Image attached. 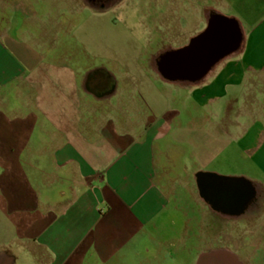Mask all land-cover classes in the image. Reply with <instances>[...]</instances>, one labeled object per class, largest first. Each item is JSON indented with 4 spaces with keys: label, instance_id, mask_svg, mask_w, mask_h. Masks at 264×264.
I'll use <instances>...</instances> for the list:
<instances>
[{
    "label": "crops",
    "instance_id": "obj_1",
    "mask_svg": "<svg viewBox=\"0 0 264 264\" xmlns=\"http://www.w3.org/2000/svg\"><path fill=\"white\" fill-rule=\"evenodd\" d=\"M227 1L247 10L251 24L247 29L238 24V52L210 64H190L199 74L184 78L173 65H129L124 60L98 86L95 80L84 82L75 67L53 55L54 47L40 49L41 38L2 29L4 254L23 245L31 254H41L43 264H229L230 257H247L240 249L248 244L238 236L223 244L189 241L190 227L195 232L202 226L209 232L218 227L219 238L225 239L227 215L210 201H231L226 196L230 185L234 210L242 209L236 203L243 159L264 174V0ZM32 3L0 0V25L23 23ZM8 7L15 14L10 23L3 18ZM204 12L205 25L214 17L225 24L234 17L213 6ZM118 72L124 73L123 85ZM164 85H171V91ZM178 88L187 91L194 111L181 115L173 109L176 102L168 97ZM5 94L10 100L4 103ZM182 170L187 173L180 174ZM203 185L212 195L209 200L200 194ZM251 203L246 214L232 211L250 218ZM21 213L31 214L30 219L12 218ZM176 213L183 217L185 238L165 245L155 241L152 234L171 225V219L164 221ZM240 219L233 223L235 233ZM260 243L251 242L250 248ZM189 244L198 252L192 261H180V249ZM212 249L217 251H202Z\"/></svg>",
    "mask_w": 264,
    "mask_h": 264
},
{
    "label": "rangeland",
    "instance_id": "obj_2",
    "mask_svg": "<svg viewBox=\"0 0 264 264\" xmlns=\"http://www.w3.org/2000/svg\"><path fill=\"white\" fill-rule=\"evenodd\" d=\"M32 1L33 7H31L25 21H22L24 24L1 23L0 33L2 29H5L7 33L12 34L13 30L18 29V33L25 35L29 33L31 35L28 36L30 40L33 37L41 38L45 42H40L42 44L39 46L40 49L43 46L45 48L54 47L53 55L56 54L63 57L60 60L64 63L66 62L69 66L75 67L80 76L85 78L84 82L87 79H89V82L95 80L98 86H103V80L112 76L109 71L115 72L118 64H123L124 60L129 65L144 66L153 63V61L155 64L169 65L171 64L169 55L189 46L192 42L190 41V36L195 35L193 37L199 38L208 32L209 39H211L222 26L205 25L204 9L209 8V6L215 7L224 14L234 16L229 23L224 25L223 20L222 23L224 30L226 29L228 32L235 30L234 35H236L238 40L231 42L228 36L225 44L218 42V48L215 51L219 54V58L236 55L241 45V38H239L240 27H238V24L242 23L244 29L251 25L250 20H248L247 10L243 11L234 6L231 7V3L228 4L229 1L227 0ZM88 3L101 7L92 8ZM103 6L105 9H101L104 8ZM3 18H5V22L7 20L9 23L14 21L15 14L13 15L11 8H6ZM237 28L238 31L236 30ZM209 47L210 45L208 46V51L210 53L213 52V46ZM210 57L213 62L217 60L213 56ZM86 70L91 72L86 74ZM115 75L120 78L123 85L124 73L118 72ZM92 85L90 86L92 87ZM164 86L170 89H165L164 87L165 91H171V85ZM84 87H86L85 83ZM186 92L183 88H178L171 94L172 98H170V95L168 97L171 102H176L175 105L171 106L181 115L194 111L193 104H190V98H186ZM4 98V103L10 100L8 96L6 97V94ZM147 110L149 109L147 108ZM241 164L243 185L237 192L236 209H242L234 210L235 203L232 201L231 193H229L230 185H227L229 189L226 196L231 201H210L211 207L218 210L219 206H221L222 214L227 215L225 219L228 225V232L225 239L219 238V233L216 232L218 227H211L209 232V228L202 226L199 231L195 232L190 227L189 241L192 244L198 240H216L218 241L217 243L223 244L232 241L236 238L235 236H238L240 238L239 241L248 244L246 248L240 249L244 251L247 257L242 259L238 258V256L236 258L230 257L227 262L229 264H264V201L256 202V198L264 200V174L260 169L253 168L244 159ZM180 172V174L187 173L185 170ZM202 189L204 190L203 192L200 191V194L209 200V197H212L210 191L206 189V185H203ZM252 201L255 204L253 205L254 212L251 209L250 213H248H253L250 219L242 215L246 214V207L252 204ZM232 210L235 212L239 211L238 213L241 212L242 214L238 216L242 219L237 222V233H235L236 230H234L233 223L238 218L235 216L238 213H234ZM16 216L13 215L12 218L21 221L30 219L31 214L21 213L19 218H16ZM170 219L173 221L171 225L168 224L167 226L164 224L160 226L161 230L152 234L155 241L164 242V245L171 241L172 238L179 237L180 239L181 237L185 238L187 235L181 233V226L183 225L181 214L176 213L164 222L169 223ZM254 241L261 242L259 247L250 248V243ZM153 242L151 240V243ZM190 244L188 248L180 249V261H192L198 252V250L190 248ZM22 246L15 245L11 251L9 249L4 251L5 254L0 249V264H43L42 261H39L41 254L33 255ZM202 251L216 252L217 249ZM197 261L198 257L196 256L195 262L197 263Z\"/></svg>",
    "mask_w": 264,
    "mask_h": 264
},
{
    "label": "water",
    "instance_id": "obj_3",
    "mask_svg": "<svg viewBox=\"0 0 264 264\" xmlns=\"http://www.w3.org/2000/svg\"><path fill=\"white\" fill-rule=\"evenodd\" d=\"M219 20V18H213L209 23L210 26H222L219 30H217V33L213 35L211 39H209V35L207 32L205 35H202L195 41H193L191 45L181 50L175 51L174 53L169 55L171 58V60H169L171 64L169 65H173L178 69L177 71L179 76H182L184 78L188 76L190 77L192 75H198L199 73L190 70V64L197 66L200 63H212L213 60H211L210 56H213L215 59L219 57V54L215 51L218 48V42L220 44H225L227 42L228 36L230 40L233 39L232 42L234 41V36L232 35L231 31L228 32L226 31V29L224 30L225 23L223 25L221 20L219 23ZM209 45V48H211L212 46L214 48V51L211 53L208 51ZM195 68L197 69L198 67Z\"/></svg>",
    "mask_w": 264,
    "mask_h": 264
},
{
    "label": "flooded vegetation",
    "instance_id": "obj_4",
    "mask_svg": "<svg viewBox=\"0 0 264 264\" xmlns=\"http://www.w3.org/2000/svg\"><path fill=\"white\" fill-rule=\"evenodd\" d=\"M99 3V2H98Z\"/></svg>",
    "mask_w": 264,
    "mask_h": 264
}]
</instances>
